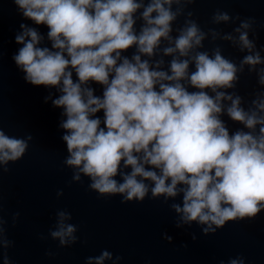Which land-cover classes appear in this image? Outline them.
<instances>
[{
  "label": "clouds",
  "instance_id": "obj_1",
  "mask_svg": "<svg viewBox=\"0 0 264 264\" xmlns=\"http://www.w3.org/2000/svg\"><path fill=\"white\" fill-rule=\"evenodd\" d=\"M12 2L23 20L47 28L42 34L20 23L14 39L21 47L12 60L26 83L58 93L49 91L44 101L62 109L64 164L73 181L88 177L90 190L122 202H142L149 192L165 203L181 197L169 206L176 227L196 223L203 234L264 211V48L250 38L254 18L216 10L214 25L239 21L222 33L204 31L192 18L187 9L196 0ZM209 35L210 43L228 41L246 54L237 64L219 45L202 50ZM246 68L260 86L250 99L236 91ZM225 116L240 127L230 130ZM31 139L0 127V174L25 155ZM56 217L51 238L61 247L76 243L77 227L66 222L71 214ZM5 223L0 216V258L10 264ZM120 259L104 250L86 264Z\"/></svg>",
  "mask_w": 264,
  "mask_h": 264
},
{
  "label": "water",
  "instance_id": "obj_2",
  "mask_svg": "<svg viewBox=\"0 0 264 264\" xmlns=\"http://www.w3.org/2000/svg\"><path fill=\"white\" fill-rule=\"evenodd\" d=\"M187 10L204 31L232 32L239 25V21L212 24L216 10L238 15L241 20L254 18L250 38L256 39L258 48H264V0H196ZM20 23L47 32L45 26L23 20L12 0H0V127L9 136L32 137L25 155L10 162L9 171L0 174V216L6 221V237L13 242L5 250L10 264H86L88 257L99 256L104 250L112 253L114 260L121 258L115 264H228L238 256L245 264H264V211L254 219L230 221L213 234H203L196 223L176 227L178 217L169 206L181 203V197L165 203L163 197L153 199L149 192L142 202H122L119 195L101 197L90 190L88 177L73 181V169L64 164L67 150L59 128L62 109L54 108L51 100L44 101L49 91L54 96L58 93L26 83L12 60L21 47L14 39ZM178 23H183V17ZM210 40L209 35L202 50L211 51L219 45L223 55L237 64L246 54L228 41L217 39L212 44ZM261 55L264 57V51ZM93 87L100 95V86ZM259 88L255 74L246 68L236 91L250 99ZM223 119L232 131L240 127L226 116ZM59 192L63 195L58 196ZM58 211L70 213L72 219L66 222L77 227V242L70 246L61 247L49 235ZM114 260L105 264H114Z\"/></svg>",
  "mask_w": 264,
  "mask_h": 264
}]
</instances>
